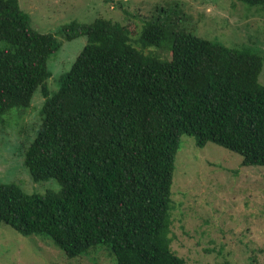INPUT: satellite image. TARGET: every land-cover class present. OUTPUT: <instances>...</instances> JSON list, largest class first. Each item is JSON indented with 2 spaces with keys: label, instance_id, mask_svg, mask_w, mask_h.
Returning a JSON list of instances; mask_svg holds the SVG:
<instances>
[{
  "label": "trees",
  "instance_id": "1",
  "mask_svg": "<svg viewBox=\"0 0 264 264\" xmlns=\"http://www.w3.org/2000/svg\"><path fill=\"white\" fill-rule=\"evenodd\" d=\"M61 32L87 43L49 94L46 62L58 41L30 26L18 0H0V122L10 109L29 107L40 87L42 122L24 165L33 181L60 186L30 195L0 184V223L25 237L47 236L68 259L102 245L115 264H187L169 236L180 137L264 167L262 57L159 19L135 42L103 18ZM164 46L168 60L145 52Z\"/></svg>",
  "mask_w": 264,
  "mask_h": 264
},
{
  "label": "rangeland",
  "instance_id": "2",
  "mask_svg": "<svg viewBox=\"0 0 264 264\" xmlns=\"http://www.w3.org/2000/svg\"><path fill=\"white\" fill-rule=\"evenodd\" d=\"M30 26L52 35L59 48L46 62L49 94L58 90L87 43L85 36L67 40L62 28L103 18L123 25L132 42L149 21L161 20L175 30L230 48L247 49L263 59L264 6L238 0H18ZM136 46V44L134 43ZM145 52L168 60L167 47ZM40 87L29 107H14L0 122V184H15L26 194L59 191L55 179L35 182L24 165V153L42 122ZM171 250L187 264H264V167L242 166V156L213 143L195 146L182 135L172 177ZM0 264H115L102 246L68 259L50 238L22 236L0 223Z\"/></svg>",
  "mask_w": 264,
  "mask_h": 264
}]
</instances>
